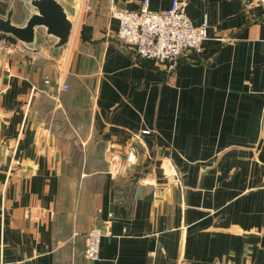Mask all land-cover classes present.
Wrapping results in <instances>:
<instances>
[{"label":"crops","instance_id":"0c3cea01","mask_svg":"<svg viewBox=\"0 0 264 264\" xmlns=\"http://www.w3.org/2000/svg\"><path fill=\"white\" fill-rule=\"evenodd\" d=\"M57 1L62 46L0 30V264H264V7L186 0L207 38L169 72L117 37L110 8L142 0Z\"/></svg>","mask_w":264,"mask_h":264},{"label":"built area","instance_id":"2783aa9c","mask_svg":"<svg viewBox=\"0 0 264 264\" xmlns=\"http://www.w3.org/2000/svg\"><path fill=\"white\" fill-rule=\"evenodd\" d=\"M249 2L264 7V0ZM185 5L186 0H172L168 8L156 12L149 9L148 0H142L138 9L112 6L109 13L118 21L119 39L132 45L140 57L152 59L172 72L185 52L200 51L202 42L207 38L206 20L198 26L194 25L184 10ZM0 48H4L3 45ZM43 82L50 84V76L45 75ZM59 86L63 90L68 88L65 81ZM102 235L99 226H92L86 231L84 257L87 260L98 259Z\"/></svg>","mask_w":264,"mask_h":264},{"label":"water","instance_id":"95a60500","mask_svg":"<svg viewBox=\"0 0 264 264\" xmlns=\"http://www.w3.org/2000/svg\"><path fill=\"white\" fill-rule=\"evenodd\" d=\"M35 12L31 14L24 26L11 24L10 19L0 18V30L14 36L25 43L34 39V27L43 26L46 32L57 38L56 46L66 43L71 21L67 17L63 7L57 0H31Z\"/></svg>","mask_w":264,"mask_h":264},{"label":"rangeland","instance_id":"374dc122","mask_svg":"<svg viewBox=\"0 0 264 264\" xmlns=\"http://www.w3.org/2000/svg\"><path fill=\"white\" fill-rule=\"evenodd\" d=\"M50 78H51V77H50ZM60 83H61V82H60ZM60 83H57V88H58L60 91H62L63 89H61L60 86H59ZM46 85H48V84H46ZM35 89H36V88H35ZM42 90L44 91V89H42ZM63 91H64V90H63Z\"/></svg>","mask_w":264,"mask_h":264}]
</instances>
